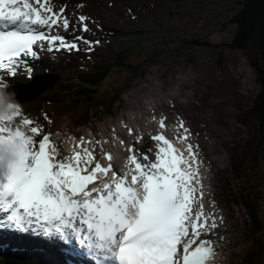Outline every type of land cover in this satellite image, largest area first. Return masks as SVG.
I'll list each match as a JSON object with an SVG mask.
<instances>
[{"label":"snow or ice","instance_id":"snow-or-ice-1","mask_svg":"<svg viewBox=\"0 0 264 264\" xmlns=\"http://www.w3.org/2000/svg\"><path fill=\"white\" fill-rule=\"evenodd\" d=\"M61 28L71 29V39ZM97 31L102 25L83 12L73 24L57 0H0V229L58 240L69 257L92 264H212L224 237L213 231L214 207H204L201 161L191 143L188 158L174 147L163 131L167 117L147 151L113 129L128 153L120 174L104 147L111 140L79 137L65 155L48 114L42 122L23 112V91L12 80L33 79L44 53H91L102 41L85 33ZM178 127L177 140H187L191 132L182 119Z\"/></svg>","mask_w":264,"mask_h":264},{"label":"rangeland","instance_id":"rangeland-1","mask_svg":"<svg viewBox=\"0 0 264 264\" xmlns=\"http://www.w3.org/2000/svg\"><path fill=\"white\" fill-rule=\"evenodd\" d=\"M206 0H133L136 5H147L154 15L157 14H189V16L183 20L179 25V31H189L192 30V26H200V30L207 36L210 37L211 46H206L204 51H197L195 53V58L198 61L199 66L192 64L188 69L178 66L179 72L175 77L180 78L179 82L172 81L169 84H165L158 78L153 77V83L143 92H135L136 97L141 100L137 103L131 102L130 106H124L128 108L125 111L114 110L113 114L120 116L121 118L132 121L138 124L142 119L146 122V131H141L143 135H150L159 133L161 128L158 119L167 117L169 124H165L166 127L163 129L164 133L172 137L177 145L185 146L186 140H177V136L180 135L177 129H174L176 120L178 117H184L189 122V124L195 127L197 130L201 129L204 131V137L202 144L203 149L208 150L209 163L207 165L208 172H211L210 184H207V189L215 191L220 203L224 204L223 192H230L232 188L230 185L234 183L228 179V183L224 184L227 180V176L231 175L229 170L230 161H226L227 166H225V158L221 157L222 152H229L236 159V166L240 168V171L244 173L242 169L244 165V159L240 157V152L238 149H243V151L249 148L248 144L251 141H247L246 144L241 145L247 138H252L251 126L255 120L246 118L248 115L241 112V107L245 103H249V99L253 93H257L260 90V85L255 82V72L251 69L249 63L246 59L238 54H233L228 56V62L231 63V71L225 64L221 66V71L218 69V65L222 63L217 61V51L219 45H226L231 43V38L233 36L234 30L236 28L234 22L231 21V14L229 13L231 7L233 6L234 0H219L220 2H210V5L206 6L203 3ZM121 4L124 2L120 0ZM105 12L107 10V2L104 3ZM124 11L126 8L121 6ZM138 9V8H137ZM94 13L97 16H102L100 10H95ZM226 24V27L222 25ZM195 30V29H194ZM194 33V32H192ZM190 34V41L198 37L196 34ZM200 38V37H199ZM202 41L203 39L200 38ZM184 42H187L181 38ZM196 43V42H195ZM194 43V45H195ZM196 46V45H195ZM247 57V56H246ZM47 59L46 56L42 60ZM44 66H45V61ZM44 72V68L40 67ZM52 70V68H51ZM257 75L259 74L256 70ZM111 79L113 77L111 76ZM114 87H105L107 90ZM47 92L43 98H40L38 102L39 107L46 111L51 118V115L55 116L56 121H58L59 115H62L65 109L60 107V104H54L50 101L51 98ZM21 97H24L22 94ZM143 102L147 103V110L143 111L141 105ZM149 103V104H148ZM153 110V113H148V110ZM178 110V111H177ZM52 120V119H51ZM100 121L107 125L108 128L116 127V121L108 116L103 115ZM241 121L242 123H238ZM142 122V121H141ZM144 122V123H145ZM166 122V120H165ZM101 124V123H100ZM100 124H98L96 130H100ZM102 125V124H101ZM155 127V130L153 129ZM151 128V130L149 129ZM149 131L147 132V130ZM195 129V131H196ZM82 130V129H81ZM197 132V131H196ZM231 138V139H230ZM224 142H223V141ZM208 142V143H207ZM154 147V145H152ZM234 146V149H232ZM213 148V149H212ZM199 149V148H198ZM215 150V151H214ZM200 153L201 163L199 166L207 164V158H205V153ZM221 153V154H220ZM214 154V155H213ZM218 154V155H217ZM211 155V156H210ZM221 155V156H220ZM220 159L222 164L215 167L214 158ZM248 160L249 157H244ZM211 159V160H210ZM250 159L257 163L255 169L259 177L264 176V157L258 153L256 150L251 153L250 149ZM249 162V161H248ZM233 164V163H232ZM225 167V168H224ZM259 167V169H258ZM224 168V169H223ZM220 172V174H218ZM212 185V186H211ZM211 186V188H209ZM214 187V188H213ZM252 193L256 194L255 185L247 184L246 186ZM215 189V190H214ZM234 194V192H232ZM231 213L233 220L230 224H227V232L225 235H217L216 238L220 237L226 238V235H231L232 239L230 245L225 248V259H227V264L234 254V249L239 246L246 247L249 243L248 238L245 237L247 225L245 221L247 220L248 213L243 207H234L229 205V198L225 201ZM228 213V211H227ZM220 242H225V240ZM250 249V248H248ZM246 252V251H244ZM248 257V255H246Z\"/></svg>","mask_w":264,"mask_h":264},{"label":"trees","instance_id":"trees-1","mask_svg":"<svg viewBox=\"0 0 264 264\" xmlns=\"http://www.w3.org/2000/svg\"><path fill=\"white\" fill-rule=\"evenodd\" d=\"M214 1L220 2L219 0H206L203 5L208 6L210 2ZM232 3L233 6L229 13L236 30L233 33L232 42L226 44V46L228 45L229 48L238 50L239 53L244 55L251 54V56L249 55L250 59H252L255 69L259 73L257 75L258 80L264 84V0H234ZM226 24L224 23L222 26L226 27ZM196 28L200 27L196 26ZM197 33L196 36L202 38V41L211 44L210 37H207L200 29ZM200 38L199 40H201ZM84 84L87 90L93 89L88 81H84ZM96 88H101V84H98ZM112 97L109 94L107 96L108 101H111ZM258 102L262 107L259 105V108L253 109L254 112H264V99L262 96L259 97ZM106 104L108 105V103Z\"/></svg>","mask_w":264,"mask_h":264},{"label":"bare ground","instance_id":"bare-ground-1","mask_svg":"<svg viewBox=\"0 0 264 264\" xmlns=\"http://www.w3.org/2000/svg\"><path fill=\"white\" fill-rule=\"evenodd\" d=\"M43 57H45L44 55H43ZM42 61H45L46 63L48 62V59H45V60H38L37 61V64H38V66L39 67H43L44 68V74L45 73H47V69H46V67L44 66V62H42ZM57 67H58V69H60L62 66L61 65H59L58 63H56L55 64ZM48 73L49 74H53V73H55V72H51V71H48ZM111 76L112 75H110V74H107V75H98V74H94V73H92V72H89V74L85 77V79H84V81H88V83L91 85V87L92 88H94V87H96L98 84H101V85H103V86H105V87H110V85H112V83H113V79H111ZM39 80H41V81H43V77L42 76H40L39 78H38ZM42 89V91H44L45 90V88H41ZM89 91V90H88ZM131 94V93H130ZM54 118H56L55 116H53V115H51V119L53 120ZM168 138H169V136L168 135H166ZM231 139V138H230ZM223 141V140H222ZM224 142V141H223ZM208 143V142H207ZM177 149V148H176ZM213 149V148H212ZM178 150V149H177ZM208 151V150H207ZM215 151V150H214ZM221 154V153H220ZM214 155V154H213ZM218 155V154H217ZM211 156V155H210ZM206 158V157H205ZM202 160V159H201ZM211 160V159H210ZM213 162H214V164L215 165H220V164H222V161L220 160V159H217L216 158V156H215V158H214V160H213ZM208 165V164H207ZM207 165H205L204 164V170L207 168ZM225 168V167H224ZM223 168V169H224ZM218 174H220V172L218 173ZM202 175H200V177H201ZM211 176H212V174H211ZM203 177H207V176H203ZM210 184V183H209ZM212 186V185H211ZM211 186L209 187V188H211ZM214 188V187H213ZM213 190V189H212ZM215 190V189H214ZM203 191H204V189H203ZM57 248V247H56ZM223 251H224V249H222ZM222 255V253H219L218 255ZM61 256V255H60ZM48 260H45V262H47ZM4 261L3 260H0V264H4L3 263ZM50 262H53V260L51 259V260H49V263ZM44 264H47V263H44Z\"/></svg>","mask_w":264,"mask_h":264},{"label":"clouds","instance_id":"clouds-1","mask_svg":"<svg viewBox=\"0 0 264 264\" xmlns=\"http://www.w3.org/2000/svg\"><path fill=\"white\" fill-rule=\"evenodd\" d=\"M141 26L144 28V25H141ZM110 47L111 49L115 50L113 45H110ZM121 52H123V50ZM131 55H134V53H131Z\"/></svg>","mask_w":264,"mask_h":264}]
</instances>
